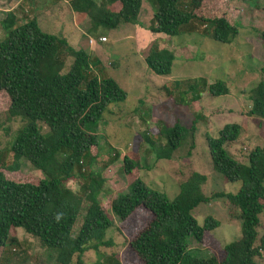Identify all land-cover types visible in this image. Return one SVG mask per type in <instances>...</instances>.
<instances>
[{
  "label": "trees",
  "instance_id": "trees-1",
  "mask_svg": "<svg viewBox=\"0 0 264 264\" xmlns=\"http://www.w3.org/2000/svg\"><path fill=\"white\" fill-rule=\"evenodd\" d=\"M63 1L69 3L74 14H85L92 29L110 30L135 25L141 4V0ZM153 1L155 11L148 27L153 34L176 37L180 28L191 21L210 28V38L220 44H229L238 33L237 26L223 17L196 19L201 0ZM0 28L4 32L0 40V92L9 100L5 115L8 120L21 123L9 146L13 162L6 170L15 172L17 162L24 159L41 174L35 185L15 183L4 178V167H0V248L12 240V233L20 230L35 240L54 263L69 264L74 255L80 257L87 250L110 244L103 239L111 222L97 200L103 193L104 180L90 170L96 156L91 148L97 146L94 131L101 115L108 106L123 102L125 93L112 79L88 77L98 60L92 61L83 50L73 49L62 37L43 33L35 20L16 25L14 14L8 11ZM259 39L264 48V28ZM67 59L71 63L63 72ZM172 61L170 52L154 47L143 60L148 71L157 76H167ZM260 73L264 76V58ZM189 83L186 89L192 95L190 103H195L204 82ZM177 87L175 83L174 88ZM207 92L211 97L226 94L219 81L209 85ZM248 100L247 116L264 120V79L250 90ZM38 124H43L47 132L41 134ZM194 125V121L188 128L179 122L161 123L156 138L141 133L146 154L156 162L169 160L187 140L192 149ZM239 131L237 124H225L216 137L206 136L205 144L212 170L228 183L239 182L235 194L223 196L238 211L240 238L222 247L220 261L205 255L204 233L209 234L219 224L206 217L198 225L192 215L198 205L208 200L201 191L203 175L192 172L178 185L172 200L136 178L126 191L114 195L109 212L119 222L138 207L150 213L151 220L128 244L141 264H256L255 259L264 252V233L258 238L256 235L258 216L264 210V150L255 147L247 155L245 165L234 161L224 145L234 142ZM121 162L125 174L138 166L129 155H124ZM68 181L77 183L81 193L69 189ZM82 202L86 204L85 213L71 236Z\"/></svg>",
  "mask_w": 264,
  "mask_h": 264
},
{
  "label": "rangeland",
  "instance_id": "rangeland-1",
  "mask_svg": "<svg viewBox=\"0 0 264 264\" xmlns=\"http://www.w3.org/2000/svg\"><path fill=\"white\" fill-rule=\"evenodd\" d=\"M182 5L186 10V1ZM263 6L264 0H201L196 19L223 17L230 25L237 26L236 37L229 44H220L210 38V28L195 21L180 28L176 37L151 33L148 27L155 11L153 0H141L135 25H120L115 30L104 27L92 29L88 17L83 13L74 14L69 3L63 0H0V21L9 11L14 14L16 25L35 20L43 33L56 37L62 34L70 47L84 49L92 61L98 60V65L92 66L88 77L112 79L125 93L123 102L108 106L101 115L94 131L97 146L91 148L92 155L96 156L90 170L98 172L104 180L103 193L97 200L111 222L103 239L110 244L87 250L80 257L74 255L69 264H141L128 244L151 220L150 213L138 207L119 222L109 212L114 195L126 191L136 178L172 200L177 195L178 185L192 172L203 175L205 182L201 191L208 200L198 205L192 215L198 225H202L206 217L219 224L209 234L204 233L202 248L205 255L220 261L222 247L240 238L238 211L223 196L235 194L239 182L228 183L212 170L205 137H216L225 124H237L240 127L237 139L224 145V150L234 161L245 165L247 155L255 147L264 150V120L247 116L249 92L264 79L260 73L264 48L259 39L264 28ZM72 25L77 26L79 32ZM101 37L106 43H97V38ZM3 38L4 32L0 28V40ZM92 42L98 44L99 51L88 50ZM152 47L172 54L173 61L167 76L154 75L145 67L143 60ZM70 63L71 60L67 59L63 72ZM199 80H203L204 86L197 91V101L190 103L192 95L187 91V85ZM217 81L221 82L226 94L211 97L207 87ZM175 83L177 88H174ZM181 98L182 102H179ZM8 106L7 96L0 92L2 174L6 180L35 185L41 174L24 159L17 162L15 172L6 170L13 162L9 146L21 127L19 120L7 119ZM192 121L195 124L192 149L188 144L190 140H187L169 160L156 162L146 154L141 133L146 132L156 138L161 123L179 122L188 128ZM38 127L41 134L47 132L43 124H38ZM124 155H129L138 164L136 170L129 174L121 170ZM66 184L76 194L81 193L77 183L68 181ZM85 208L86 204L82 202L71 236L78 230ZM258 219L257 238L264 233V210ZM11 236L12 240L0 248V263L56 264L47 258L35 240L22 231L16 230ZM255 262L264 264V252Z\"/></svg>",
  "mask_w": 264,
  "mask_h": 264
},
{
  "label": "crops",
  "instance_id": "crops-1",
  "mask_svg": "<svg viewBox=\"0 0 264 264\" xmlns=\"http://www.w3.org/2000/svg\"><path fill=\"white\" fill-rule=\"evenodd\" d=\"M72 26H73V25H72ZM67 28H68V27H67ZM73 28L76 29V30L79 32V29H78L77 26H76V27L73 26ZM79 34H80L81 36H85V34H83L82 32H80ZM61 37L64 38L62 34H61ZM103 38H104V37H103ZM64 39L66 40V38H64ZM90 40H91V39H90ZM66 41H67V40H66ZM67 43H68V42H67ZM97 43H98V44H101V42L98 41V38H97ZM102 43H106V40H105L104 42H102ZM98 44H95L94 42H92V44H91L92 47H91L90 49H88V50L91 51V52H92L93 50H95V51H99V50H98V49H99ZM87 45H88V44H87ZM89 46H90V45H89ZM83 50H84V49H83Z\"/></svg>",
  "mask_w": 264,
  "mask_h": 264
},
{
  "label": "built area",
  "instance_id": "built-area-1",
  "mask_svg": "<svg viewBox=\"0 0 264 264\" xmlns=\"http://www.w3.org/2000/svg\"><path fill=\"white\" fill-rule=\"evenodd\" d=\"M98 41L102 43V42L105 41V39L103 37H101V38L98 39ZM89 43H91V41H89Z\"/></svg>",
  "mask_w": 264,
  "mask_h": 264
},
{
  "label": "clouds",
  "instance_id": "clouds-1",
  "mask_svg": "<svg viewBox=\"0 0 264 264\" xmlns=\"http://www.w3.org/2000/svg\"><path fill=\"white\" fill-rule=\"evenodd\" d=\"M104 39H105V38H104ZM59 218H60L59 215H57V216H56V219L59 220Z\"/></svg>",
  "mask_w": 264,
  "mask_h": 264
}]
</instances>
